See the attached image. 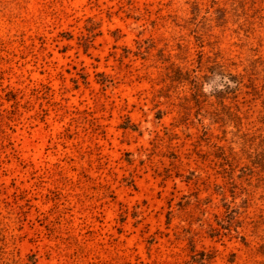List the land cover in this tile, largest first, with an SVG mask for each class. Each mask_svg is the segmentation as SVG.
<instances>
[{
    "label": "rangeland",
    "instance_id": "rangeland-1",
    "mask_svg": "<svg viewBox=\"0 0 264 264\" xmlns=\"http://www.w3.org/2000/svg\"><path fill=\"white\" fill-rule=\"evenodd\" d=\"M0 264H264V0H0Z\"/></svg>",
    "mask_w": 264,
    "mask_h": 264
}]
</instances>
